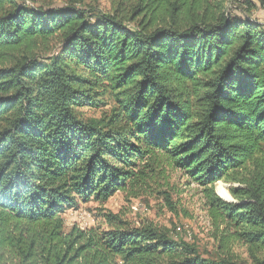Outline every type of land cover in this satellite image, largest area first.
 Segmentation results:
<instances>
[{
	"label": "trees",
	"instance_id": "16d2710c",
	"mask_svg": "<svg viewBox=\"0 0 264 264\" xmlns=\"http://www.w3.org/2000/svg\"><path fill=\"white\" fill-rule=\"evenodd\" d=\"M100 1L0 0V264H264L257 3ZM169 170L235 229L221 253L243 236L252 262L204 258L114 214L66 231L80 203L138 198Z\"/></svg>",
	"mask_w": 264,
	"mask_h": 264
},
{
	"label": "rangeland",
	"instance_id": "374dc122",
	"mask_svg": "<svg viewBox=\"0 0 264 264\" xmlns=\"http://www.w3.org/2000/svg\"><path fill=\"white\" fill-rule=\"evenodd\" d=\"M42 1L57 5L66 3L65 0ZM254 1L258 7L254 11L255 15L260 9L262 0ZM111 3V0H103L97 7L100 10L109 11ZM35 5L34 3L33 6ZM229 7L232 6L229 5ZM256 19L259 20L257 17ZM83 113L85 119L99 117L98 111L84 110ZM219 185H221L220 194H229L227 187L231 186L224 183ZM165 194L169 195L168 200ZM109 214L120 216L123 221L134 227L151 224L175 241H185L195 246L204 258L213 259L224 255L239 261L252 262L251 248L243 236L235 237L234 242L229 243L227 253H221L219 249L221 239H225L229 234H236L235 229H230L223 222H216L211 215L203 189L195 183L189 184L188 178L178 171H167L165 178H159V184L144 190L138 198L117 193L105 203L94 200L86 204L80 203L76 210H70L64 214L65 229L69 232L74 226L106 228L104 220ZM255 252L258 257L264 258V249L259 247L255 249Z\"/></svg>",
	"mask_w": 264,
	"mask_h": 264
},
{
	"label": "crops",
	"instance_id": "0c3cea01",
	"mask_svg": "<svg viewBox=\"0 0 264 264\" xmlns=\"http://www.w3.org/2000/svg\"><path fill=\"white\" fill-rule=\"evenodd\" d=\"M255 16L259 19L258 21L262 24H264V10H258L255 14Z\"/></svg>",
	"mask_w": 264,
	"mask_h": 264
},
{
	"label": "built area",
	"instance_id": "2783aa9c",
	"mask_svg": "<svg viewBox=\"0 0 264 264\" xmlns=\"http://www.w3.org/2000/svg\"><path fill=\"white\" fill-rule=\"evenodd\" d=\"M260 10H264V3L260 6Z\"/></svg>",
	"mask_w": 264,
	"mask_h": 264
}]
</instances>
